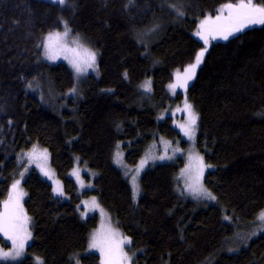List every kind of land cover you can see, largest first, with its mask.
I'll return each instance as SVG.
<instances>
[{"label":"trees","instance_id":"obj_1","mask_svg":"<svg viewBox=\"0 0 264 264\" xmlns=\"http://www.w3.org/2000/svg\"><path fill=\"white\" fill-rule=\"evenodd\" d=\"M236 2L0 0V201L23 173L31 222L25 257L12 264H99L88 249L98 215L80 214L89 195L131 241L134 264H264V234L245 241L252 232L246 221L264 207V25L213 41L186 89L198 115L203 184L214 200L201 206L176 193L184 154L150 164L137 201L114 163L120 149L125 163L136 164L158 137L186 148L165 114L183 94L170 97L166 85L202 46L198 22ZM63 21L97 51V72L78 86L64 62L42 56L43 33ZM147 79L150 91L141 88ZM33 145L48 150L67 198L54 196L23 159ZM75 164L95 172L90 190L69 176ZM238 242V252L227 251ZM0 245H8L1 236Z\"/></svg>","mask_w":264,"mask_h":264},{"label":"snow or ice","instance_id":"obj_2","mask_svg":"<svg viewBox=\"0 0 264 264\" xmlns=\"http://www.w3.org/2000/svg\"><path fill=\"white\" fill-rule=\"evenodd\" d=\"M53 2L64 6L69 3V0H53ZM132 2L133 0H129V3ZM176 11L179 15H183L179 9H176ZM217 11L219 14H217L215 18L208 16L202 20L200 23V30L196 32V35L203 40L205 46L209 44V37H212V39L220 37L227 40L230 36L243 31L251 25H264V0H256V2H254V0H237L236 3L223 4ZM69 31L70 30L66 27L63 33H50L46 38V43L44 44V54L46 58L55 60L61 53H72L73 55L71 58L68 55H65L64 58L69 59V62L75 68L77 73H81L85 70V67L91 68L95 65L96 53L88 49H82L81 52L75 48H68L67 44L64 43V38L68 36ZM206 52L207 47L202 48V50L196 54L194 62L190 63L184 69L183 74L177 71L176 83L170 84L169 87L173 90L178 87L187 89L188 82L195 77L196 70L203 62ZM126 76L127 74L125 73V77ZM141 87H143L146 91H150L151 81H145ZM73 91H75V89H73ZM183 110L188 113V119L180 127L184 131V135L189 139H192L195 135L198 115L193 110L192 105L187 103V101H185ZM176 151H179V149H176ZM28 156L32 161H41L37 163V167H40L44 175L51 179L50 173L45 170L47 150L44 149L43 151H39L37 146L33 145L31 152L28 153ZM166 158L170 159V157L161 155L159 157L148 156L141 160L136 175H134L131 179L134 195L139 193L137 177L140 169H142L147 163V160H164ZM193 160L195 161L194 165L191 163ZM116 161L117 163H120L119 152L116 154ZM193 167L195 175H190L192 183L188 185L189 190L195 194H203L204 196L214 200L215 197L211 196V193H208L207 190L203 188L201 183L206 167L203 163V157H190L189 167L186 168L184 172L188 173L190 169H193ZM207 167H211V165H207ZM73 175L76 176L77 180L80 179L79 170H74ZM22 176L23 173H21V177ZM54 192L57 195H64L62 187L58 181H56ZM24 195L25 193L20 189V180H17L11 186L8 199L3 202L4 210L3 212H0V233L11 241L12 248L9 251L0 250V259L2 260H15L21 257L24 252L26 242L31 239V233L28 231L27 227L29 217L24 212L21 204V200ZM87 203L88 202H85V204ZM91 206L99 207L95 198L92 199ZM81 215L84 216L86 213H81ZM258 219L264 221V212L260 213ZM130 243L131 241L127 237L120 238L119 233L113 230L110 226L102 224L101 228L91 236L89 248L100 252L103 257L102 264H131V257L127 255L123 247L125 244Z\"/></svg>","mask_w":264,"mask_h":264},{"label":"rangeland","instance_id":"obj_3","mask_svg":"<svg viewBox=\"0 0 264 264\" xmlns=\"http://www.w3.org/2000/svg\"><path fill=\"white\" fill-rule=\"evenodd\" d=\"M49 1H52L53 0H49ZM214 18V17H213ZM203 20V19H202ZM200 20L198 22V25H197V28L196 30L194 31V35L199 39V36L196 35V32H198L200 30V23L201 21ZM251 26H258V25H251ZM249 26V27H251ZM67 27V29H69V27L65 24L64 26H62L60 29H57L55 31H52L50 33H53V32H60V33H63L65 31V28ZM248 28V27H247ZM70 30V29H69ZM49 35V34H48ZM47 35V36H48ZM149 35V34H147ZM47 36H44L43 40H42V56L44 58V60L48 61V62H52V63H55V62H64L68 65V67L72 70L73 72V76H74V79H75V86H78L80 84V82L89 74V73H95L96 72V63L93 67L91 68H87L85 67V70L81 73H77L75 68L72 66V64L69 62V59H65L64 56L65 55H68L70 58L72 57V53L68 52V53H61L59 55V57L55 60H50L48 58H46L45 56V49H44V44L46 43V38ZM218 39H222L220 37H217L215 39H212V37H209V44L207 46L204 45V42L203 40H201L202 42V46L200 47L199 51L202 50V48L204 47H209L210 44L215 41V40H218ZM64 43L67 44L68 48H75V49H78L82 52V49H88L92 52L95 53V51L90 48L89 46L85 45L81 36L79 34H74L72 31H69L68 33V36L64 38ZM82 46V48H81ZM198 51V52H199ZM195 59V58H194ZM96 60H97V56H96ZM194 62L191 61L190 63ZM189 63V64H190ZM189 64H186L184 65L183 67H181L180 69H177L174 73V76L172 78V80L169 81V83L167 84V88H166V92L167 94L172 97L174 96L177 92H181V94H183L182 98L180 99L179 103L173 107H171L169 110H167L165 112V114H169L172 116V125L177 129V131L180 133L181 137L186 141V148H180V147H177V144H172L169 140L167 139H164V138H161L159 141H157V145H153L152 147H150L148 149V151L139 159V161L134 164V165H128L127 163H125L124 159H123V153L120 151V149L118 150L120 152V163H117L116 161V155L114 157V163L117 167H119L120 169H122L125 174L127 175L128 179L131 181L132 177L134 175H136L137 173V169L139 168V165H140V162L141 160L145 159L146 157L148 156H152V157H159L161 155H165L166 157H170L169 158H166L164 160H159V159H148L147 160V163L144 165V167L142 169H140L139 171V175L137 177V184H138V181H139V178H140V175L142 174V172L150 165V164H156V163H161V162H168V161H171L172 159H174L175 156L177 155H180V154H184V158H185V163H184V166L180 169L179 173H180V178L183 182V186L186 187L188 189V193L186 191V196L190 197L191 199L193 200H200L201 197L208 203H210L212 201L211 198H208L206 196H204L203 194H195L193 193L192 191L189 190L188 188V185L190 183H192V180L190 179V175L191 176H194L195 175V170H194V167L193 169H190L188 173H185L184 170L186 168L189 167V164H190V157H195V156H200V157H203L196 149H195V137H196V131H195V135L192 139H189L187 136L184 135V131L182 130V128L180 127L182 124H184L187 119H188V113L186 111H184V105H185V101H187V103L191 104L190 101L187 99V96H186V89H183V88H176L175 90L171 89L169 87L170 84H173V83H176V73L177 71H179L181 74H183L184 72V69L189 65ZM150 79H147L146 81H149ZM193 80V79H192ZM190 80L188 82V85L191 83ZM145 83V81L142 83V85ZM188 87V86H187ZM143 88V87H141ZM144 89V88H143ZM192 105V104H191ZM193 107V106H192ZM194 110V108H193ZM195 111V110H194ZM196 113V112H195ZM37 146V145H35ZM38 150L39 151H43L45 148L44 147H41V146H37ZM176 149H179V151H176ZM32 148L29 149L28 151L26 150V152L23 153V159L25 161H27V165H32L33 167L36 168V170L38 171V173L41 175L42 178H44L45 180H47L48 182H50L51 186H52V192H53V195L54 196H57V197H60V198H67L68 195L66 194V192L64 191V188H63V184H62V181L61 179L56 175L53 167L51 166L50 164V161H49V152L47 150V161L45 163V170L48 171L51 175V179L48 177V176H45L44 173L41 171L40 167H37V163L38 162H41V161H32L29 159V156H28V153L31 152ZM116 152V150H115ZM114 152V154H115ZM191 163H193V165L195 164V161H191ZM203 163H204V160H203ZM205 165V163H204ZM206 166V165H205ZM206 169V167H205ZM74 170H79V173H80V179L77 180L76 176L73 175V172ZM205 172V170H204ZM204 175V174H203ZM69 176L71 178H73V180L75 181L77 187L79 190H85V189H89V188H92L93 187V179H94V176H95V172L92 171L89 167H87L86 165H80V164H75L73 166V168L69 171ZM21 179L22 177L21 176H18L17 178H15L10 187H9V191H8V194H7V197L0 201V212H3V202L5 200L8 199V196H9V193L11 191V186L13 183H15L17 180H20V189L25 193L22 185H21ZM56 181L59 182L60 186L62 187V190H63V193L64 195H57L55 192H54V188L56 187ZM82 182V183H81ZM202 185H203V178H202V181H201ZM203 188L206 189L203 185ZM208 192V191H207ZM209 193V192H208ZM139 194V193H138ZM137 194V196H138ZM213 196V195H211ZM24 198H25V195L23 196L22 200H21V204L23 206V210L25 212V208H24ZM95 198L96 200V203L99 205V207H92L91 206V201L92 199ZM85 202H88L87 204H85ZM82 203V206H83V210L81 211V213H86V215L82 216L83 218L89 216V215H92V214H97L98 215V223H97V226L95 228H93L90 232H89V236H88V243H90V239H91V236L93 235V233H95L98 229L101 228V225H105V226H110L113 230H115L117 233H119V237L120 238H123V236L121 235L122 233L120 232V230L114 225V223L111 221L109 215L103 210V208L100 206V203H99V200L97 198V196L95 195H89L87 197H84L81 201ZM26 213V212H25ZM80 213V214H81ZM27 215V213H26ZM28 216V215H27ZM29 217V216H28ZM30 218H29V223L27 225L28 227V231L31 233V228H30ZM249 235V234H248ZM0 236L3 237L4 240H6L8 242V245L7 246H2L0 245V250H3V251H9L11 248H12V243L11 241H9L6 237L3 236L2 233H0ZM30 240L29 239L27 242H26V245H25V249H24V252L22 254L21 257L15 259V260H12V259H8V260H2L0 259V264H7V263H17L19 261H21L24 256H25V252H26V247L27 245L30 243ZM128 244H125L123 247H124V251H125V247L127 246ZM88 249L90 251H93L95 253H97L100 257V262L102 264V261H103V257L101 256L100 252L98 250H95V249H90L88 247ZM126 252V251H125ZM129 257H132L131 254H127ZM37 263L40 264V261L37 259ZM131 264L132 263V258H131Z\"/></svg>","mask_w":264,"mask_h":264},{"label":"bare ground","instance_id":"obj_4","mask_svg":"<svg viewBox=\"0 0 264 264\" xmlns=\"http://www.w3.org/2000/svg\"><path fill=\"white\" fill-rule=\"evenodd\" d=\"M219 14V13H218ZM217 15V14H216ZM65 21H63L62 22V26H64L65 25ZM57 29V28H56ZM56 29H52V30H49V31H47V32H45V33H43V35H42V38H41V43H40V46H41V48H42V40H43V38H44V36H47L48 34H50V32H52V31H55ZM95 53H97V51L95 50ZM55 63H60V61H58V62H55ZM66 64V63H65ZM67 65V64H66ZM68 66V65H67ZM68 69V71L71 73V74H73V72H72V70L68 67L67 68ZM197 71V70H196ZM96 72H97V67H96ZM85 79V78H84ZM83 79V80H84ZM194 79V78H193ZM166 88H167V85H166ZM182 138V137H181ZM158 140L157 141H159L160 139H161V137H158L157 138ZM183 139V138H182ZM184 140V139H183ZM185 141V140H184ZM120 145V144H119ZM118 147H120V146H118ZM172 161V160H171ZM180 171V170H179ZM179 171H178V173H177V183L175 182V185H174V189H175V191H176V193L177 194H179V195H184L185 197H187V198H189L190 200H192L194 203H196L197 205H201V206H206L207 204L206 203H208V202H206L202 197H201V199L200 200H193V199H191L190 197H188V196H186V191H187V193H188V189L186 188V187H184L183 186V182H182V180H181V178H180V173H179ZM205 172H206V169H205ZM205 172H204V175H203V178H204V176H205ZM140 183H141V180H140V178H139V181H138V185H139V194H138V196L137 195H134V192H133V186H132V183H131V181L130 180H128L127 181V186H128V188H129V191L131 192V194H132V199H133V201H137V199H138V197H139V195H140V187H141V185H140ZM204 185V184H203ZM91 188H89V189H86V190H90ZM186 190V191H185ZM101 206V205H100ZM105 211V210H104ZM106 212V211H105ZM261 212H264V207L262 208V209H257V211H255L253 214H252V216L248 219V221H246V225H248V226H250L251 227V233L248 235V233H246L245 234V241L247 242V241H250V239H255V238H257V237H259L260 235H263L264 234V221H262V220H260V219H258V217H259V215H260V213ZM107 213V212H106ZM243 223H244V220H243ZM121 232V231H120ZM122 233V232H121ZM255 234V235H254ZM123 237H125L123 234H121ZM248 243V242H247ZM227 251H230V250H232L233 252H238L241 248H242V246H244V243H242V242H238V243H231V245H230V243H227ZM128 249V250H127ZM125 251H126V253L127 254H131L132 255V263H133V258L135 259V256H136V253L135 252H133L132 250H131V245H127L126 247H125ZM133 253V254H132ZM97 254V253H96ZM98 255V254H97ZM25 257V256H24ZM98 259H99V264H101V262H100V257H99V255H98ZM134 264V263H133Z\"/></svg>","mask_w":264,"mask_h":264}]
</instances>
